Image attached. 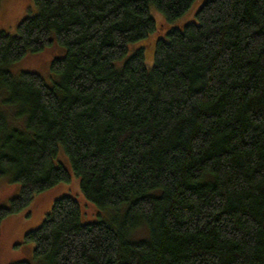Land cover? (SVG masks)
Wrapping results in <instances>:
<instances>
[{"label":"trees","instance_id":"obj_1","mask_svg":"<svg viewBox=\"0 0 264 264\" xmlns=\"http://www.w3.org/2000/svg\"><path fill=\"white\" fill-rule=\"evenodd\" d=\"M198 4L194 18L154 38L152 5L172 23ZM33 8L15 34L0 29V107L9 110H0V180L20 184L0 223L71 180L56 164L62 148L85 198L126 212L83 223L75 198L57 199L26 234L36 258L264 264V0H34ZM53 37L66 48L51 64L56 81L12 74V63ZM140 227L148 238L135 240Z\"/></svg>","mask_w":264,"mask_h":264},{"label":"rangeland","instance_id":"obj_2","mask_svg":"<svg viewBox=\"0 0 264 264\" xmlns=\"http://www.w3.org/2000/svg\"><path fill=\"white\" fill-rule=\"evenodd\" d=\"M33 5L34 0H1L0 29L15 34L18 24L27 16L34 14ZM199 5L193 7L184 17L172 23L167 22L165 15L152 5L150 13L156 24L159 25V33L154 38L162 35L165 37L172 25L178 26L194 18ZM145 42L140 41L133 44L128 55L130 56L134 49ZM145 53L146 65L150 69L153 65L154 50L148 48ZM65 55L66 48L61 46L56 38L53 37V43L43 51L27 54L23 59L12 63L8 69L15 76L22 72H35L43 76L49 83H53L57 80V77L51 71V64L55 59L63 58ZM122 63V61L118 62L117 66ZM0 110L9 113L7 108L0 107ZM56 164L63 165L69 171L71 180L61 182L35 195L28 206L0 223V264H14L21 261H26L30 264H47L45 259L35 257V244L31 240H26V234L41 226L50 213L54 202L61 197L72 196L79 202L83 223L98 222L111 217L113 214H118L121 218L124 216L126 212L124 207H122L120 213H112L99 209L98 206L85 198L81 191L80 179L74 174L69 158L62 148L59 149ZM19 191L20 184L13 181L11 176L3 177L0 180V206H7L10 200L17 196ZM131 236L135 240H142L148 238V233L146 228L140 227L133 231Z\"/></svg>","mask_w":264,"mask_h":264}]
</instances>
